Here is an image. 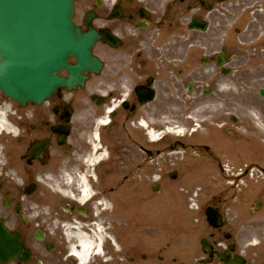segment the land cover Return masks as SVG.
Here are the masks:
<instances>
[{
  "label": "flooded vegetation",
  "instance_id": "af4514ba",
  "mask_svg": "<svg viewBox=\"0 0 264 264\" xmlns=\"http://www.w3.org/2000/svg\"><path fill=\"white\" fill-rule=\"evenodd\" d=\"M251 1L74 0L76 24L99 36L93 52L101 69L86 73L83 87L61 89L42 104L19 105L0 96V220H17L13 230L27 244L34 227L45 238L42 250L51 248L53 264L165 262L154 239L141 247L137 238L155 233L156 204H170L179 195L168 179L171 170L166 172L172 138L156 139L171 120L172 93L190 90L195 97H178L184 106L208 109L219 86L228 83L220 80L225 69L229 76L264 78V44L243 47L245 34L239 29L251 15ZM195 19L198 29L190 42L196 53L189 55L186 35ZM207 73L215 78L209 80ZM180 146L184 177L197 179V227L207 232L213 251L229 252L233 244L224 238L235 235L236 224L210 184L216 166L200 159L187 170L186 154L194 144L182 139ZM29 186L33 191L27 194ZM29 202L35 222L29 220ZM207 209L219 210V228L206 222ZM21 215L25 222L19 221ZM169 220L163 222L167 233ZM176 225L182 227L180 220ZM84 239L89 250L83 262L74 254L81 253ZM237 250L234 245L233 255ZM210 264L222 263L214 257Z\"/></svg>",
  "mask_w": 264,
  "mask_h": 264
},
{
  "label": "water",
  "instance_id": "95a60500",
  "mask_svg": "<svg viewBox=\"0 0 264 264\" xmlns=\"http://www.w3.org/2000/svg\"><path fill=\"white\" fill-rule=\"evenodd\" d=\"M60 6L62 15H52ZM70 6L69 0H0V90L7 96L21 103L41 102L50 95L51 86L74 85L83 67L92 64L86 55L91 42L75 36ZM46 23L53 26L57 41L46 39L48 33L40 40L42 32H48ZM73 38L79 42L72 43ZM67 50L79 56L82 68L70 70L73 80L58 81L55 72ZM29 256L20 237L11 235L0 223V263L12 259L26 262Z\"/></svg>",
  "mask_w": 264,
  "mask_h": 264
},
{
  "label": "rangeland",
  "instance_id": "374dc122",
  "mask_svg": "<svg viewBox=\"0 0 264 264\" xmlns=\"http://www.w3.org/2000/svg\"><path fill=\"white\" fill-rule=\"evenodd\" d=\"M249 81V85L253 88L252 90L255 93L258 92L257 90L259 88L264 86V79H261L256 82L255 78H252ZM254 95L255 98L252 99L254 100L252 101V104L254 105L257 111L260 110V112H258L262 114L261 116L258 115L254 108H245L242 107L244 106V104H240L238 100L233 101V104L236 106L235 108H237L235 110L236 115H238L239 117L243 116V119H246L236 129L240 133L236 135V139L233 146V148L235 149V154L237 157L239 156V159L236 158L235 160L233 156H229L225 159L226 164H229V162L232 163L235 160L236 164H238L236 165L237 169L234 171L235 173L233 171L229 172L230 177H228L226 174H224V176L223 174H220L219 177L216 176L214 179V182L221 183L225 190H228L231 186H234L233 190L235 194V200L229 203L226 212L229 218L234 217L235 207L239 203V201L247 203L248 196L251 195V199H254L256 197H260L261 194H264V187H262L264 182L262 179V174L259 171L262 167H264V159L262 157V152L264 150V107L261 104L262 98H260L259 93ZM175 111L177 112L178 109L176 108ZM252 112L257 116V119L253 118L254 114ZM257 123L260 124L262 127L257 126ZM243 124L245 125L242 126ZM247 124H249V126H247ZM246 126L249 127V129L245 131V128H247ZM219 153H222V150H220ZM247 166L248 168H251L249 176L244 177V179H242L241 181H235L231 178L233 174H235V178H238V169H245L247 168ZM229 179L230 183H227L226 180ZM233 181L235 182V184ZM253 218L254 217H251V219ZM251 230L254 229L252 228ZM252 232H254L255 234L249 235V233H244L242 236L238 237V241L242 245V247L246 248V243L251 241L252 239L256 241L263 240L262 229L256 228ZM176 245H174L173 247L171 245V252H174L173 250L176 248ZM186 253L187 252L184 249L178 250L177 254L179 255H177V258H173L171 254V264H182V262H184V264L194 263V257H196L198 254L194 253L192 257L187 258L184 255ZM198 253L200 256L201 252L199 251ZM253 253L255 256H257L258 259V257L261 255V248H252L248 251L249 255H252ZM174 260L176 261V263L174 262Z\"/></svg>",
  "mask_w": 264,
  "mask_h": 264
}]
</instances>
